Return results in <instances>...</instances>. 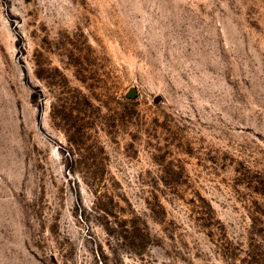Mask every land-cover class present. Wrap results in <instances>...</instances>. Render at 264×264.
Masks as SVG:
<instances>
[{"label":"rangeland","instance_id":"374dc122","mask_svg":"<svg viewBox=\"0 0 264 264\" xmlns=\"http://www.w3.org/2000/svg\"><path fill=\"white\" fill-rule=\"evenodd\" d=\"M0 264H264V0H0Z\"/></svg>","mask_w":264,"mask_h":264}]
</instances>
